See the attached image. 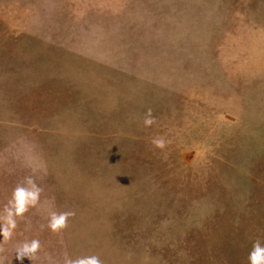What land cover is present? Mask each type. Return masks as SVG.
<instances>
[{
	"label": "rangeland",
	"instance_id": "rangeland-1",
	"mask_svg": "<svg viewBox=\"0 0 264 264\" xmlns=\"http://www.w3.org/2000/svg\"><path fill=\"white\" fill-rule=\"evenodd\" d=\"M29 176L40 203L0 236L4 264H249L264 0H0V214ZM50 211L74 215L54 233Z\"/></svg>",
	"mask_w": 264,
	"mask_h": 264
},
{
	"label": "clouds",
	"instance_id": "clouds-1",
	"mask_svg": "<svg viewBox=\"0 0 264 264\" xmlns=\"http://www.w3.org/2000/svg\"><path fill=\"white\" fill-rule=\"evenodd\" d=\"M154 123L151 116V109H148L144 120L145 126ZM157 148H164L165 141L162 138L153 140ZM41 189L37 186L32 177H26L23 184L17 185L12 192V196L7 205L0 214V236L2 241L9 240L13 231L17 227V218L22 217L29 208H34L40 203ZM73 212H49L48 228L52 232H59L67 227V221ZM40 249V242L36 239L24 242L15 251L17 261L28 258L32 261ZM249 264H264V244L259 241L255 242L248 254ZM0 264H4V259L0 257ZM63 264H102L100 258L96 255H86L77 258L65 256Z\"/></svg>",
	"mask_w": 264,
	"mask_h": 264
}]
</instances>
